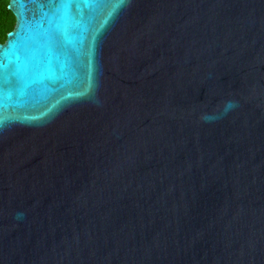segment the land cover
<instances>
[{
	"label": "water",
	"instance_id": "95a60500",
	"mask_svg": "<svg viewBox=\"0 0 264 264\" xmlns=\"http://www.w3.org/2000/svg\"><path fill=\"white\" fill-rule=\"evenodd\" d=\"M8 1L0 264H264V0Z\"/></svg>",
	"mask_w": 264,
	"mask_h": 264
},
{
	"label": "trees",
	"instance_id": "16d2710c",
	"mask_svg": "<svg viewBox=\"0 0 264 264\" xmlns=\"http://www.w3.org/2000/svg\"><path fill=\"white\" fill-rule=\"evenodd\" d=\"M8 0H0V42L4 41L6 34L13 28L15 16L7 7Z\"/></svg>",
	"mask_w": 264,
	"mask_h": 264
},
{
	"label": "snow or ice",
	"instance_id": "6c2138e0",
	"mask_svg": "<svg viewBox=\"0 0 264 264\" xmlns=\"http://www.w3.org/2000/svg\"><path fill=\"white\" fill-rule=\"evenodd\" d=\"M69 2H71V0H69ZM4 65L2 63H0V76H2V69H3Z\"/></svg>",
	"mask_w": 264,
	"mask_h": 264
},
{
	"label": "clouds",
	"instance_id": "9594fccd",
	"mask_svg": "<svg viewBox=\"0 0 264 264\" xmlns=\"http://www.w3.org/2000/svg\"><path fill=\"white\" fill-rule=\"evenodd\" d=\"M234 106L231 102H229L228 107L225 109V111H227L230 107Z\"/></svg>",
	"mask_w": 264,
	"mask_h": 264
}]
</instances>
